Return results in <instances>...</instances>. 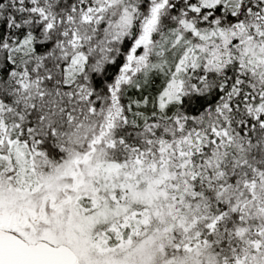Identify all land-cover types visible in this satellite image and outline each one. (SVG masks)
<instances>
[{"label": "snow or ice", "instance_id": "snow-or-ice-1", "mask_svg": "<svg viewBox=\"0 0 264 264\" xmlns=\"http://www.w3.org/2000/svg\"><path fill=\"white\" fill-rule=\"evenodd\" d=\"M0 264H264V0H0Z\"/></svg>", "mask_w": 264, "mask_h": 264}]
</instances>
